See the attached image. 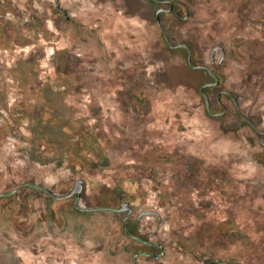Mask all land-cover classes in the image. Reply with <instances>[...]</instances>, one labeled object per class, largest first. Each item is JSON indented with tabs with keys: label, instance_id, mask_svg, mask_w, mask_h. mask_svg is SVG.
<instances>
[{
	"label": "rangeland",
	"instance_id": "374dc122",
	"mask_svg": "<svg viewBox=\"0 0 264 264\" xmlns=\"http://www.w3.org/2000/svg\"><path fill=\"white\" fill-rule=\"evenodd\" d=\"M241 113L264 130V0H0V264H264Z\"/></svg>",
	"mask_w": 264,
	"mask_h": 264
},
{
	"label": "water",
	"instance_id": "95a60500",
	"mask_svg": "<svg viewBox=\"0 0 264 264\" xmlns=\"http://www.w3.org/2000/svg\"><path fill=\"white\" fill-rule=\"evenodd\" d=\"M58 8H60V5H59V4H58ZM161 10H163V9H160V10L158 11V18H157V21H158L159 26L162 28V26H161V21H160V17H159V13H160ZM165 37H166V40H167L168 42H170L169 37H168L166 34H165ZM172 46H173V47H183V48L188 49V51H189V55H188V62H189V64H190L191 66H193V67H201V66H194V65H193V62H192V51H191V48H190L187 44H185V43H179V44H177V45H172ZM218 47H220V48L223 49L222 46H216V47L214 48V50H216ZM204 67L209 71V73H210L211 75H214V76H215V73H214L211 69H209L207 66H204ZM218 83H219V81H217V84H218ZM209 84H211V83H206V84H204V85L202 86V88H201V91H202V94H203V96H204V99H205V102H206V107H207L208 111H209L210 113H213V111H212V107H211V102H210V97H209V95H208V93H207V91H206V87H207ZM225 92H227V91H225ZM218 114L221 115L222 113H218ZM241 115L244 116V114H242V113H241ZM263 142H264V140H263ZM83 187H84V181H83V179L80 178V179L77 180L76 185H75L73 191L71 192V195H75V194H76L77 196H80L81 193H82ZM127 208H128V205H127L126 203H123V205H122V209L125 210V209H127Z\"/></svg>",
	"mask_w": 264,
	"mask_h": 264
},
{
	"label": "flooded vegetation",
	"instance_id": "af4514ba",
	"mask_svg": "<svg viewBox=\"0 0 264 264\" xmlns=\"http://www.w3.org/2000/svg\"><path fill=\"white\" fill-rule=\"evenodd\" d=\"M166 1H169V0H164V2H166ZM169 43V42H168ZM169 46L171 47V48H177V47H173L171 44H169ZM183 48V47H182ZM186 49V48H185ZM187 50V53H188V55H189V51H188V49H186ZM222 52V53H224V50L222 49V48H220V47H218L216 50H212V53H211V57H212V61H213V63L214 62H216V56H217V53L218 52ZM221 60V59H220ZM197 66H201L202 68H205L204 67V65H197ZM201 67H198V68H201ZM206 69V68H205ZM207 70V69H206ZM208 71V70H207ZM209 72V71H208ZM214 73H215V76L214 75H211L210 73V77H211V81H208V82H206V83H211V84H209L207 87H206V89L207 88H209V87H212V86H216V87H218V86H220V84H221V79L219 78V76L217 75V73L215 72V71H213ZM217 81H219V83L217 84ZM205 83V84H206ZM224 90H221V91H219V93H218V103H219V105L221 106V108H222V111H221V113L223 114L226 110H227V105L224 103V101H223V99H222V95L223 94H226L225 92H223ZM230 95V94H229ZM231 96V95H230ZM212 111H213V108H212ZM219 112H214L213 111V113H211V114H213V115H217ZM241 116V119H242V121H243V123H249L251 126H252V128L254 129V132H255V134L256 135H258V136H264V130H261V129H259L256 125H254L253 123H251V121H250V119H248L245 115L244 116H242V115H240ZM242 124V123H241ZM263 140H264V138L263 137H261V141H262V143L264 144V142H263Z\"/></svg>",
	"mask_w": 264,
	"mask_h": 264
}]
</instances>
